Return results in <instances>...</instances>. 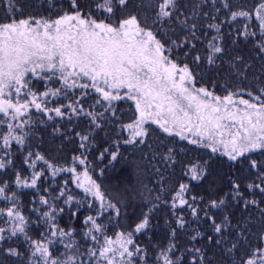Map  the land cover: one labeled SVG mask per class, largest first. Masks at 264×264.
Wrapping results in <instances>:
<instances>
[{
    "label": "snow or ice",
    "instance_id": "1",
    "mask_svg": "<svg viewBox=\"0 0 264 264\" xmlns=\"http://www.w3.org/2000/svg\"><path fill=\"white\" fill-rule=\"evenodd\" d=\"M0 264H264V0H0Z\"/></svg>",
    "mask_w": 264,
    "mask_h": 264
}]
</instances>
